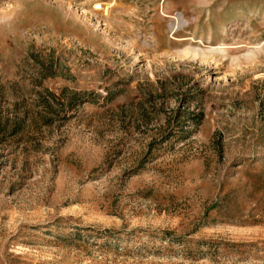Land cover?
<instances>
[{"label":"rangeland","instance_id":"obj_1","mask_svg":"<svg viewBox=\"0 0 264 264\" xmlns=\"http://www.w3.org/2000/svg\"><path fill=\"white\" fill-rule=\"evenodd\" d=\"M263 12L0 0V264H264Z\"/></svg>","mask_w":264,"mask_h":264},{"label":"bare ground","instance_id":"obj_2","mask_svg":"<svg viewBox=\"0 0 264 264\" xmlns=\"http://www.w3.org/2000/svg\"><path fill=\"white\" fill-rule=\"evenodd\" d=\"M253 11H255L256 13H258V11H256V10H253ZM262 14H264V12ZM185 52H186V54L193 55V56H197V55L200 54V51L199 50H195V49H191V48H188Z\"/></svg>","mask_w":264,"mask_h":264}]
</instances>
